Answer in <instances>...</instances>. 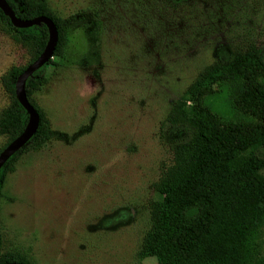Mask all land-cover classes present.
Returning a JSON list of instances; mask_svg holds the SVG:
<instances>
[{"label":"rangeland","instance_id":"374dc122","mask_svg":"<svg viewBox=\"0 0 264 264\" xmlns=\"http://www.w3.org/2000/svg\"><path fill=\"white\" fill-rule=\"evenodd\" d=\"M47 1L73 18L63 57L42 69L47 82L33 95L56 137L23 153L2 182L0 253L32 264H159L162 253L137 256L158 199L151 184L180 136H160L159 124L233 43L248 39L264 55V0ZM26 64L0 30V76ZM240 88L226 78L201 107L222 121L254 122L234 104ZM7 102L0 83V108ZM258 243L264 259V227Z\"/></svg>","mask_w":264,"mask_h":264},{"label":"trees","instance_id":"16d2710c","mask_svg":"<svg viewBox=\"0 0 264 264\" xmlns=\"http://www.w3.org/2000/svg\"><path fill=\"white\" fill-rule=\"evenodd\" d=\"M161 1L171 7L185 2ZM6 2L20 19H51L58 33L53 57H63L72 17L59 16L47 0ZM0 30L27 56L26 65L11 66L0 76L8 98L0 108V137L5 139L1 152L27 123L14 85L43 51L48 32L43 24L15 28L1 10ZM47 64L26 80V98L37 111L39 124L28 143L1 167L0 197L2 182L14 172L20 156L39 150L56 137L33 98L47 82L41 75ZM226 78L240 82L234 104L254 122L222 121L201 107L202 97ZM168 131H178L180 136L170 141V162L160 167L151 184L158 199L148 205L150 224L141 238L138 259L162 253L164 259L159 264H264L258 251L264 227V55L253 41L233 43L227 59L213 61L197 73L160 122V136ZM9 263L32 264L17 252L0 253V264Z\"/></svg>","mask_w":264,"mask_h":264},{"label":"water","instance_id":"95a60500","mask_svg":"<svg viewBox=\"0 0 264 264\" xmlns=\"http://www.w3.org/2000/svg\"><path fill=\"white\" fill-rule=\"evenodd\" d=\"M0 10L3 14L9 18L10 23L13 27L19 29L29 28L31 26H38L40 24L45 25L48 32V39L45 44L43 51L39 56L28 64L21 74L16 79L14 85L15 98L18 103L23 107L27 113L28 120L23 129V131L13 139L9 144H7L0 152V169L4 163L18 150L22 149L30 140V138L35 134L38 124L39 115L35 108L28 102L25 93V83L26 80L33 75L42 66L47 64L50 59L53 58L54 50L58 41V33L53 21L47 17L39 16L29 20H23L14 14L13 10L10 8L6 0H0ZM9 264H19V263H9Z\"/></svg>","mask_w":264,"mask_h":264}]
</instances>
